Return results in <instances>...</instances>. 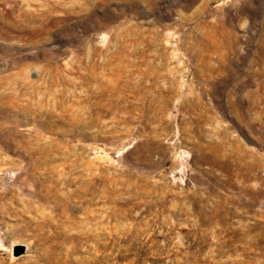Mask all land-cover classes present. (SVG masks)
I'll use <instances>...</instances> for the list:
<instances>
[{"label":"rangeland","instance_id":"rangeland-1","mask_svg":"<svg viewBox=\"0 0 264 264\" xmlns=\"http://www.w3.org/2000/svg\"><path fill=\"white\" fill-rule=\"evenodd\" d=\"M0 264H264V0H0Z\"/></svg>","mask_w":264,"mask_h":264},{"label":"water","instance_id":"water-1","mask_svg":"<svg viewBox=\"0 0 264 264\" xmlns=\"http://www.w3.org/2000/svg\"><path fill=\"white\" fill-rule=\"evenodd\" d=\"M23 252V248L21 247V246H16L15 248H14V253L16 254V255H18V254H20V253H22Z\"/></svg>","mask_w":264,"mask_h":264}]
</instances>
